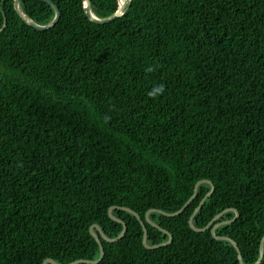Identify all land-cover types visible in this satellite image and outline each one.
Masks as SVG:
<instances>
[{
    "label": "trees",
    "instance_id": "1",
    "mask_svg": "<svg viewBox=\"0 0 264 264\" xmlns=\"http://www.w3.org/2000/svg\"><path fill=\"white\" fill-rule=\"evenodd\" d=\"M0 0V264H256L264 238V0H132L99 25ZM99 19L120 0H90ZM47 26L56 9L20 0ZM151 69V71H149ZM157 85L165 91L148 93ZM170 245L148 249L143 244ZM150 220L160 228L147 222ZM232 210V211H230ZM162 229L169 233H165ZM97 233L98 231L95 230ZM83 264V263H81ZM261 264H264V257Z\"/></svg>",
    "mask_w": 264,
    "mask_h": 264
},
{
    "label": "water",
    "instance_id": "2",
    "mask_svg": "<svg viewBox=\"0 0 264 264\" xmlns=\"http://www.w3.org/2000/svg\"><path fill=\"white\" fill-rule=\"evenodd\" d=\"M41 1H45L49 4H51L55 9H56V17L55 19L52 21V23H50L49 25L47 26H41V25H38L36 22H34L31 18H29L21 9H20V0H15V7H16V10L17 12L19 13V15L22 17V19L30 26H32L33 28L39 30V31H48V30H51L53 29L60 21L61 19V11L60 9L58 8V6H56L51 0H41ZM131 3L132 0H120V3H119V10L118 12L116 13L115 16L109 18V19H99L97 18L93 12H92V2L90 0H84V3H85V11H86V15L87 17L94 23L96 24H99V25H106V24H109L113 21H115L116 19L120 18L121 16H123L126 12V6L128 3ZM205 183H208L211 185L212 189L211 191L206 195V197L202 200V202L200 203L199 207L195 210L194 214L192 215L191 219H190V226L191 228L198 232V233H201V232H204L208 229H210L212 227V234L213 236L218 239V240H224V241H229L231 242L234 247L236 248L237 252H238V258H239V261H240V264H244V260H243V256H242V253L240 251V248L238 246V244L231 238H226V237H218L216 236L215 234V231L218 227L220 226H223V225H227V224H230L232 222H234L235 220L238 219L239 217V213L237 212V216L234 220L232 221H227V222H221V223H216V221H218V219H220V217L223 215V214H220L218 215L205 229L203 230H200V229H197L195 226H194V219L196 217V215L198 214V212L202 209V207L204 206V204L206 203V201L213 195L214 191H215V185L213 182L211 181H207V180H204V181H200L197 185H196V188H195V193H194V196L188 201V203L180 210L178 211L177 213H174V214H167L165 212H162V211H159L160 213H162L163 215L167 216V217H176V216H179L181 215L185 210L186 208L189 206V204L195 199V197L197 196V193H198V190H199V187L202 185V184H205ZM115 209V207L111 208L110 211H109V214H110V217L119 222V223H122L124 225V230L122 232V234L116 238V239H110L109 237L106 236V234L103 232L102 228L98 225H94L91 227V234L93 235V237L96 239V241L98 242V244L100 245V249H101V256L99 258V260L97 261H86V260H78L76 262H73L71 264H99L102 262V260L104 259L105 257V249H104V246L102 244V239L103 240H106L107 242L109 243H115V242H118L120 241L121 239L124 238V236L126 235L127 231H128V227L126 224L123 223V221L119 220L118 218L114 217L113 216V210ZM128 212H131L133 214H135L138 219L141 220L140 216L135 213L133 210L131 209H128V208H122ZM155 211V210H152V211H149L146 215V219H147V222L152 224L153 226L155 227H158L160 228L158 225L154 224L153 222H151L150 220V214ZM232 211V210H230ZM141 223L144 227V239H143V244L145 245L146 248L148 249H158L162 246H167V245H170L172 242H173V235H171L169 232H167L166 230L162 229V231H164L165 233H169L170 235V241L167 242V243H164V244H161V245H155V246H150L148 244V231H147V227H146V224L145 222H143L141 220ZM97 230L98 233L95 231ZM263 257H264V238L262 240V243H261V256H260V259L259 261L256 263V264H261L262 261H263ZM45 264H57L55 261H53L52 259H48Z\"/></svg>",
    "mask_w": 264,
    "mask_h": 264
},
{
    "label": "clouds",
    "instance_id": "3",
    "mask_svg": "<svg viewBox=\"0 0 264 264\" xmlns=\"http://www.w3.org/2000/svg\"><path fill=\"white\" fill-rule=\"evenodd\" d=\"M149 71H151V69H149ZM164 91H165V88H164L163 85H157V86H155V87L152 89V91H150V92L148 93V95H149V97H151V98H156V97H158L159 95H162V94L164 93Z\"/></svg>",
    "mask_w": 264,
    "mask_h": 264
}]
</instances>
